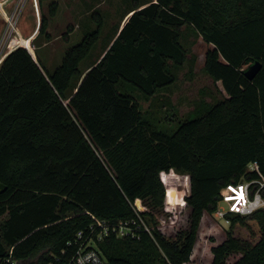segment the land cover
<instances>
[{
  "label": "trees",
  "instance_id": "obj_1",
  "mask_svg": "<svg viewBox=\"0 0 264 264\" xmlns=\"http://www.w3.org/2000/svg\"><path fill=\"white\" fill-rule=\"evenodd\" d=\"M57 8L51 1L49 15ZM129 11L88 68L80 63L103 26L96 13V29L66 48L52 70L22 46L1 60L0 182L7 187L0 193V256L13 247L18 258L40 254L46 261L78 231H97L94 217L138 225V212L150 233L110 231L98 242L107 261L186 264L220 188L264 177V0H147ZM47 24L42 14L32 43L49 38ZM200 36L209 44L203 69L226 96L175 130L160 128L139 99L173 84L174 69L191 68L190 48ZM256 60L262 67L249 80L244 67ZM171 170L188 173L190 184L189 226L178 238L162 233L155 217L165 205L163 174ZM248 219L259 225L255 243L232 234ZM228 227L210 249V264H264V209L234 215Z\"/></svg>",
  "mask_w": 264,
  "mask_h": 264
},
{
  "label": "rangeland",
  "instance_id": "obj_2",
  "mask_svg": "<svg viewBox=\"0 0 264 264\" xmlns=\"http://www.w3.org/2000/svg\"><path fill=\"white\" fill-rule=\"evenodd\" d=\"M31 1L27 0L24 5L18 23L19 31L22 36L27 37L28 42V38H31L29 36L37 33L41 15H46L48 19L46 32L49 38L41 34L33 39V43L30 39L28 45L32 49V54H36L39 60H45L47 69L52 70L60 63L65 48L77 44L85 33L96 29L97 22L92 19L93 14L96 13L102 17L103 26L98 41L80 63L81 69L87 67L102 52L109 37L133 3L147 0H57L58 8L53 16L49 15L48 5L42 7L38 3L36 11L30 9ZM51 1L48 0L46 3ZM92 4L96 8L89 10ZM9 9L10 7H7V10ZM68 26H71L72 30L65 40L64 34ZM74 27L77 28L73 31ZM4 29L3 19L0 17V37ZM208 46L209 44L201 36L198 37L190 48L193 54L191 68L186 61L182 68L173 70L176 76L173 84L161 89L151 100L139 99L142 108L149 110L146 116L160 128L175 130L181 122L206 113L213 104L226 96L221 82L217 81L214 84L203 69L204 55ZM163 180L166 198L164 207L155 215L157 227L167 237L178 238L180 233L189 226L190 207L185 201L190 189L189 175L171 170L163 174ZM220 226L210 215L202 217L191 260L186 264L211 263V247L223 241L229 230L226 224L221 223ZM232 234L240 241L255 243L260 237L259 225L256 221L248 219L244 224L236 223L232 228Z\"/></svg>",
  "mask_w": 264,
  "mask_h": 264
},
{
  "label": "built area",
  "instance_id": "obj_3",
  "mask_svg": "<svg viewBox=\"0 0 264 264\" xmlns=\"http://www.w3.org/2000/svg\"><path fill=\"white\" fill-rule=\"evenodd\" d=\"M26 2L27 0H8V2L0 0V17L3 19L5 28L0 37V62L16 47L30 48L26 41L27 37L21 35L18 27L19 18ZM7 7H10V9L7 10ZM250 165L252 166L250 167ZM256 168L255 163L249 164V170H255ZM230 183L233 186L243 184L245 200L237 202L224 199L225 195L233 196L237 194L227 190L229 183L221 187L219 198L211 213V218L219 225L221 223L229 225L231 217L234 215L245 216L258 209H264V177L251 180L242 179L237 183ZM233 204L236 205L235 208H233ZM133 208L136 212L137 210H146V207L142 205H135ZM137 216L140 222L138 225H135V220H121L116 224H110L94 217L95 224L98 226L97 231L92 226L90 233L87 235L83 231H78L75 238L68 241L66 247L62 248L60 253H52V256L46 261L44 258H40V254L30 258H18L13 254V247H10L7 255L0 256V264H110L100 250L98 242L110 231L117 236H128L134 235L137 228L142 227L150 233L149 226L138 212ZM68 248L72 250L69 251Z\"/></svg>",
  "mask_w": 264,
  "mask_h": 264
},
{
  "label": "crops",
  "instance_id": "obj_4",
  "mask_svg": "<svg viewBox=\"0 0 264 264\" xmlns=\"http://www.w3.org/2000/svg\"><path fill=\"white\" fill-rule=\"evenodd\" d=\"M48 1V0H47ZM52 1H56V2H58L57 0H52ZM46 1H43L42 2V4H41V6L43 7L44 5H49V3H46ZM37 6H38V1L37 0H32L31 2H30V9H32V10H35L36 11V9H37ZM90 9L89 10H92V9H95L96 7L94 6V4H92V7H89ZM131 14V11H129L123 18H122V20L120 21V23H119V27H118V29H117V31H119V29L123 26V24L125 23V21L128 19V17H129V15ZM77 18H78V16H77ZM80 24V23H79ZM76 25L77 26H80V25H78V23H76ZM38 26V25H37ZM36 28V27H35ZM77 27H74L73 28V31L76 29ZM72 31V32H73ZM35 32V31H34ZM71 32V33H72ZM33 35H34V33H32L29 37H31V38H33ZM45 45H46V43H44ZM66 49V48H65ZM64 52V51H63ZM102 54V52L99 54V56ZM63 56V55H62ZM34 57L36 58V54H34ZM39 59V58H38ZM40 61L41 62H43L44 63V65L45 66H47V63L45 62V60L44 61H42L41 59H40ZM88 68V67H87Z\"/></svg>",
  "mask_w": 264,
  "mask_h": 264
},
{
  "label": "water",
  "instance_id": "obj_5",
  "mask_svg": "<svg viewBox=\"0 0 264 264\" xmlns=\"http://www.w3.org/2000/svg\"><path fill=\"white\" fill-rule=\"evenodd\" d=\"M262 63L259 60H256L246 66L244 69V75L249 79L252 80L258 71L261 69ZM6 185L0 182V193L6 189Z\"/></svg>",
  "mask_w": 264,
  "mask_h": 264
},
{
  "label": "snow or ice",
  "instance_id": "obj_6",
  "mask_svg": "<svg viewBox=\"0 0 264 264\" xmlns=\"http://www.w3.org/2000/svg\"><path fill=\"white\" fill-rule=\"evenodd\" d=\"M227 190L232 192V193H236L237 195H233V196H229V195H225L224 199L226 200H234V201H243L245 200V193H244V186L243 184H240L238 186H233L232 183H229L227 185ZM236 205L233 204V208H235Z\"/></svg>",
  "mask_w": 264,
  "mask_h": 264
}]
</instances>
